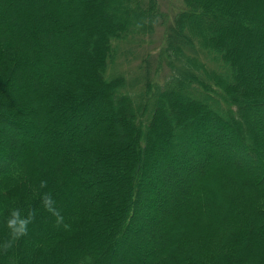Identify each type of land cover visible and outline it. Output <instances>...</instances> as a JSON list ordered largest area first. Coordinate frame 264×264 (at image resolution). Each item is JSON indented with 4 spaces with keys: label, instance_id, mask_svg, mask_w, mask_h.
I'll return each mask as SVG.
<instances>
[{
    "label": "trees",
    "instance_id": "obj_1",
    "mask_svg": "<svg viewBox=\"0 0 264 264\" xmlns=\"http://www.w3.org/2000/svg\"><path fill=\"white\" fill-rule=\"evenodd\" d=\"M164 15L0 0V264H264V0Z\"/></svg>",
    "mask_w": 264,
    "mask_h": 264
},
{
    "label": "rangeland",
    "instance_id": "obj_2",
    "mask_svg": "<svg viewBox=\"0 0 264 264\" xmlns=\"http://www.w3.org/2000/svg\"><path fill=\"white\" fill-rule=\"evenodd\" d=\"M161 4H162V11L164 12V17L166 22L168 23L171 19L172 16L175 12H177L178 10H181L183 7V0H161ZM161 36V35H160ZM160 36H156V42H159V37Z\"/></svg>",
    "mask_w": 264,
    "mask_h": 264
}]
</instances>
